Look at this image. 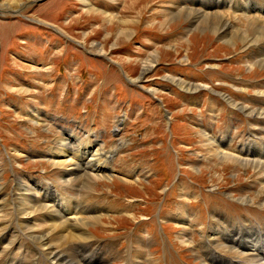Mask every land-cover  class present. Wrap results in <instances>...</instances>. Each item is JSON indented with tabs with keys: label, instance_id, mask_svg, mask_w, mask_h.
I'll list each match as a JSON object with an SVG mask.
<instances>
[{
	"label": "rangeland",
	"instance_id": "rangeland-1",
	"mask_svg": "<svg viewBox=\"0 0 264 264\" xmlns=\"http://www.w3.org/2000/svg\"><path fill=\"white\" fill-rule=\"evenodd\" d=\"M191 4L0 0V184L12 194L15 179L46 178L83 202L88 216L101 213L88 248L104 255L103 264H212L213 252L245 261L248 251L229 248L218 235L205 253V238L214 228L252 233L264 222L263 168L220 160L208 146L226 134L224 151L238 154L241 145L257 143L246 140L264 139L263 40L252 41L247 15L237 9ZM218 22L239 31L222 36L213 28ZM144 63L153 66L142 81H129ZM34 107L39 123L29 118ZM62 126L82 141L92 132L89 140L112 155L117 176L87 186L63 182L61 170L69 167L52 165L50 155ZM247 158L264 165L263 155ZM42 215H30L28 230L25 214L0 210V224L13 217L21 228L3 245L15 239L20 248L11 255L24 264L37 257L30 231L49 228Z\"/></svg>",
	"mask_w": 264,
	"mask_h": 264
},
{
	"label": "bare ground",
	"instance_id": "bare-ground-1",
	"mask_svg": "<svg viewBox=\"0 0 264 264\" xmlns=\"http://www.w3.org/2000/svg\"><path fill=\"white\" fill-rule=\"evenodd\" d=\"M81 1L83 2L86 0ZM188 1L193 4L198 3V5H202L206 8H212L213 10L217 9V5L219 6L218 8H225L227 6L229 9H237L239 12L247 15L246 17L248 21L245 24V28H247L248 31L247 35L253 36L254 39L252 41L263 40L262 43H264V0ZM210 13L214 14V11H211ZM255 14H260L262 16L261 22L257 21L259 17L257 18ZM190 18L194 19V14H192V17ZM202 19L205 20L206 17H196V21H203ZM213 28L216 32L219 31L222 36L234 37V35L239 31L238 30L236 32L234 26L223 22H218L217 26H213ZM246 37L248 38V36ZM247 38L245 39L244 36V38L242 37V40L246 41ZM152 61H155V59L150 58L149 62ZM151 66H153V63H144L142 65L140 75L134 79H130L129 81L140 83L143 76L148 73L147 71H149ZM179 85L181 86L180 88L185 91L194 90V87H191L186 83L179 82ZM29 118L35 123L40 122L39 113L35 107L31 110V113H29ZM115 130L118 129L115 128ZM60 134V138L58 139L55 148L56 151L54 153L52 152L53 155H50L52 158V165L54 164V166L56 165L58 168H63L64 166L69 167L68 169L63 168L61 170V175H63L61 178L63 179V182L72 184L75 183L76 180H83V186H87V184L91 181L97 182L98 180L117 176L113 167L110 165V158H108L109 152H105L103 147H101L96 141H90L89 135H86L87 139L82 141L74 134V131L66 128L61 130ZM225 135L222 137L220 136L217 139L214 138L209 140L208 146L211 150L213 149L216 151L215 155H218L220 160L233 159L241 162L244 166L248 163H254L253 165L255 167L263 168L264 174V165L255 164V162H257L256 160L254 161V159L247 158V156L253 154L254 156L256 155L260 158L261 155L264 156V145L261 143L264 142V139L256 140L251 138L250 140H246L257 143H248L245 145L244 149L241 145L243 150L240 148L237 152L238 154H234L228 153L227 150L224 151V149H227V146H229V142L231 140ZM242 155L245 156V158H243ZM52 185V183H48L47 181L41 183L38 181L37 183L36 181L33 182V180L21 182L20 180L15 179L12 187L13 192L12 194H9L5 191L6 186L0 184V210L8 209L12 216L18 213L25 214L26 217H22L24 220H22L24 225L22 227L28 228L29 226H32V222L35 220H30V218L33 217H30L32 213L43 212L42 217L50 220V222H48L49 228L46 233H43V231L38 229L30 231L31 236L33 237L32 244L34 249H36L35 252L37 255V257L32 259L30 264H37L39 261L47 264H103L104 255H100L99 253L101 252H97V250H91L88 248L90 242L93 241L90 240L93 234H90L89 228L92 223H95L93 220H101L103 215L101 213L98 215H91L89 213L90 215L88 216V210L85 209L86 207L84 206V203L82 204L81 201H74L73 198L69 196L70 194H67L69 192H66L65 188L62 186L61 188L64 189L67 195H65L63 191L61 192L56 190V187L54 188ZM32 190H34L33 193H31ZM3 192L8 195L7 198H4L5 194ZM32 194H38V196L40 195L41 199L39 198V201L35 202ZM38 196H35V198H38ZM18 219L19 218L16 217V220ZM184 220L185 219L183 218V221ZM184 224L189 225L191 223L188 220V222L185 221ZM31 228L32 227H29L28 230ZM253 228L252 233L246 231L247 229L245 228H241L240 230H230L228 228L227 231L219 228L210 230L205 238V253L214 251L211 245L213 243V238H216L214 235H218L219 237H222L225 242L230 244L229 248L234 249L237 252H239V248L248 251L245 253L240 252L241 254L244 253V256L248 255L249 259L244 261L240 257V260H225L222 256H218V258H216L213 252L207 254L209 257L208 261L212 264H264V222L260 223V225L254 226ZM14 231L21 232V228L15 221V218L11 217V219L6 223L0 224V264H24L25 259H23V257L11 255L13 253V247L15 250L20 248L16 241L13 243L15 239L9 241L7 243L8 245H3L7 240L8 234ZM66 245H70L71 247L73 246L72 253L64 251L65 249H61V247ZM211 249L213 251H211Z\"/></svg>",
	"mask_w": 264,
	"mask_h": 264
},
{
	"label": "crops",
	"instance_id": "crops-1",
	"mask_svg": "<svg viewBox=\"0 0 264 264\" xmlns=\"http://www.w3.org/2000/svg\"><path fill=\"white\" fill-rule=\"evenodd\" d=\"M86 1H87V0H86ZM86 1H83L82 3L86 2ZM88 9H94V8H92V7H89Z\"/></svg>",
	"mask_w": 264,
	"mask_h": 264
}]
</instances>
